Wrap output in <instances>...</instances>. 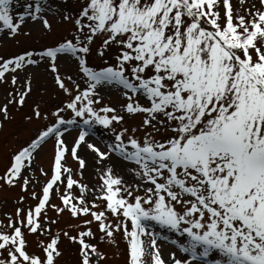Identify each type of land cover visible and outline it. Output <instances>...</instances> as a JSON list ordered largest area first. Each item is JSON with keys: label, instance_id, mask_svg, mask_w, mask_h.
I'll use <instances>...</instances> for the list:
<instances>
[{"label": "snow or ice", "instance_id": "6c2138e0", "mask_svg": "<svg viewBox=\"0 0 264 264\" xmlns=\"http://www.w3.org/2000/svg\"><path fill=\"white\" fill-rule=\"evenodd\" d=\"M244 2L240 0L241 4ZM221 4L223 17L218 11ZM260 4L264 6V0ZM12 5L13 0H0V32L7 29L11 35H17L29 18L51 29L41 15L45 11L41 0L26 4L25 11L16 17ZM246 11L247 15L234 16L231 0H86L75 20L84 39L78 35L76 43L69 39L40 53L52 61L57 60L58 54H71L86 78L87 87L80 91L77 84L78 94L65 108L75 117H87L83 124L89 129L93 122L105 128L114 121L119 123L122 116L107 115L115 113L114 108L106 106L97 111L93 107L100 103L93 99L99 95L97 89L115 84L133 94L142 93L150 102L147 107L130 102L125 105L128 113L148 114L143 123L156 131L159 129L153 121L163 125L164 120H157V115H162L169 125L175 122L171 127L174 135L164 142L148 134L143 143L131 137L125 143L124 129L116 135L117 143L105 152L87 143L89 131H81L69 150L60 138L64 133L58 129L59 125L73 124L75 120H64L60 113L65 108L58 109L54 113L57 125L15 154L11 166L0 176V180L13 186L26 167L25 161L31 160L32 152L50 135H57L54 175L43 188L35 209L19 221L21 226L10 221L12 234L0 233V256L7 252L0 264H54L61 255L57 247L59 236L43 248V260L30 255L22 227L30 233L44 230L39 217L49 203L54 185L61 181L62 172L69 173L67 189L78 184L62 161L71 151L80 169H84L86 161L77 155L82 144L96 154L97 162L118 152L139 166L136 176L142 173L144 183L153 186L146 187L143 196L133 197L140 185L133 189L124 184L122 177L114 176L111 168L104 172L102 195L97 198L106 202V210L113 216L125 218L114 228L104 222L105 212L85 206L83 195L75 198L78 203L68 194L61 196L64 207L58 212L68 210L73 217L90 214L109 238L122 230L128 241L130 264H149L146 257L150 264H168L156 237L146 230L143 221H156L187 235V244L179 245L187 255L177 258L175 252L171 253V264H264V11ZM100 34L106 38L97 49L98 56L103 57L113 43L120 47V53L115 66L96 71L88 66L87 56L94 38ZM33 55L28 52L8 60L0 57V82L9 71L36 64ZM52 70L57 71L54 65ZM12 83L16 84L15 77ZM56 83L71 95L59 76ZM30 90L28 87L18 100L9 102L22 106ZM124 95L133 101L128 91ZM7 111L6 105L0 106L5 118ZM40 115L35 111L37 118ZM27 183L25 180L24 190ZM79 187L82 193L86 191V186ZM33 197L36 198L35 193ZM130 197L134 202H129ZM176 204L183 206L182 213L176 210ZM21 211L17 210L18 216ZM91 223L85 221L86 225ZM64 235L80 245L82 264H94L93 255L103 259L96 246L86 242V237L94 236L91 229L78 236ZM145 235L153 237L150 250L145 248Z\"/></svg>", "mask_w": 264, "mask_h": 264}, {"label": "rangeland", "instance_id": "374dc122", "mask_svg": "<svg viewBox=\"0 0 264 264\" xmlns=\"http://www.w3.org/2000/svg\"><path fill=\"white\" fill-rule=\"evenodd\" d=\"M34 2L35 0H13L11 7L13 16L16 17L23 13L26 4ZM41 3L45 8L41 15L49 21L51 29H46L40 21H32L29 18L22 25L17 35H11L7 29L0 32V57L3 60L14 59L28 52L33 53L32 58L37 60L36 64H26L16 72H7L5 79L0 82V106L6 105L8 109L7 118L3 113H0V176H4L11 166L15 154L23 148L29 147L42 132L57 125L58 117L54 113L58 109L65 108L66 103L78 94L76 85L80 86V91L87 87L86 78L79 71L78 62L71 54H58L56 61L40 56V53L48 48L58 47L66 40L71 39L73 43H76L75 37L78 35L80 39H84V34L77 31L75 20L85 6L86 0H41ZM231 3L234 16L247 15V9H251L253 12L256 9L264 11V6L260 4V0H245L243 4L240 3V0H231ZM218 11L223 17L222 4ZM65 16L69 19H65ZM105 38L106 36L103 34L97 35L90 45L91 53L87 56L88 66L96 71L109 65L115 66L116 57L120 53V47L113 43L107 48L103 57L98 56L97 49L101 47ZM53 65L57 69L55 72L52 70ZM57 76L63 80L71 95L65 93L56 83ZM13 77L16 78L15 85L12 83ZM28 87L31 90L25 97L22 106L15 102H9L18 100L20 93L25 92ZM97 91L99 95L93 99H98L100 103L94 104L93 107L97 111L106 106L112 107L116 110L115 113H108L107 115L122 116L123 120L119 123L114 121L108 128L93 122L89 129V126L83 124V120L87 117H75L71 110L65 108L60 113V117L66 121L75 120V123L59 125L58 130L64 133L60 138L64 140L69 150L73 147L81 131H89L86 138L87 143L94 144L105 152L110 150L109 146L117 143L116 135L124 129H127L123 137L125 143L128 142L129 137L143 143L148 134H151L155 140L164 142L174 135L171 127L175 126V122L169 125L164 116L157 115V120L165 121L163 125L153 121L155 128L159 129L156 131L152 126L146 127L143 123L148 114H130L125 110V105L130 102H138L145 107L149 106L150 102L142 93L133 94L130 90H125L122 86L115 84L103 85ZM125 91H128V95L133 96V101H129L125 97ZM37 110L41 114L39 118L35 116ZM101 114L104 115V113ZM56 144L57 135L55 133L46 138L32 152L31 160L25 161L26 167L22 170L21 176L14 180L13 186L0 180V233L12 234L13 229L8 227L9 222L21 226L19 221L24 220L26 214L38 205L42 198L43 188L54 175ZM129 151H132L130 145ZM77 155L86 161L84 169H80L78 161L72 157L71 151L66 154L62 164L71 169V178L78 184L74 185L72 189H67L66 182L69 173L62 172L61 181L54 185L49 203L39 217V222L44 230L30 233L27 228L22 227L27 244L26 250L30 255L38 256L43 260L45 258L43 248L53 238L59 236L57 247L61 255L55 258L54 264H82L80 245L71 241L64 233H68V236H78L80 232L91 229L94 236L86 237V242L95 245L97 252L103 257L100 259V257L93 255L94 264L96 261L98 264H130L128 241L122 230L115 231L113 237L109 238L99 230V222L95 221L90 214L73 217L68 210L62 213L58 212L59 208L64 207L61 196L68 194L73 197V202L78 203L75 198L83 195L85 206L91 208L92 211L105 212L107 219L104 222L113 225L114 228L120 220L125 218L113 216L106 210V202L97 198L102 195L101 176L104 172L111 168L113 175L122 177L125 185L133 189L136 185H140L139 191L134 190L133 197L136 195L143 196L144 189L153 186L144 183L142 173L140 177L136 176L135 173L140 171L139 166L132 161L125 160L118 152H111L107 160L97 162L96 154L90 151L85 144H82ZM25 180L28 181L27 190H24ZM80 185L86 186V191L83 193L80 190ZM33 193L36 194V198L33 197ZM129 202H134V199L130 197ZM93 204L97 207H93ZM18 209L22 210L19 216L17 215ZM176 210L182 213L183 206L176 204ZM86 220H91L92 223L86 225ZM142 223L146 230L156 237L157 246L168 264H171L169 256L173 252L176 253L177 258L187 255L179 249L180 244H187L186 234H181V232L156 221H143ZM127 224L131 230L130 221H127ZM152 238L149 235L142 237L145 241V248L148 250H150ZM173 241L176 243L174 244ZM6 256L7 252H4L0 259ZM146 259L149 260L150 264V258L146 257ZM208 259L210 260L211 257ZM193 264H206V262H193Z\"/></svg>", "mask_w": 264, "mask_h": 264}]
</instances>
